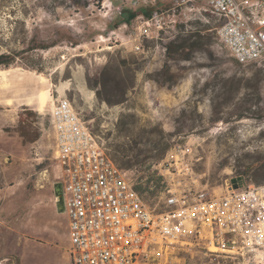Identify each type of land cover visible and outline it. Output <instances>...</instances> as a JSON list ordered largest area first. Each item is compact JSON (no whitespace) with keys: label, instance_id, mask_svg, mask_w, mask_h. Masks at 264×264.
I'll return each mask as SVG.
<instances>
[{"label":"rangeland","instance_id":"374dc122","mask_svg":"<svg viewBox=\"0 0 264 264\" xmlns=\"http://www.w3.org/2000/svg\"><path fill=\"white\" fill-rule=\"evenodd\" d=\"M148 5L171 14L174 0H0V53L49 46L25 51L0 68L12 72L0 79V264H71L69 219L57 212L54 196L60 179L50 112L57 94L72 101L107 146L122 140L116 130L121 113L133 114L137 130L172 133L153 168L160 170L174 147L190 146L185 158L198 188L221 194L238 177L239 186L264 183V169L258 171L264 63L237 64L217 41L212 15L200 2L178 8L173 18L181 26L168 23L157 35L150 26L152 37L143 34V14L114 27L116 7ZM191 31L203 35V49L173 54L185 60L169 57L167 44ZM248 79L250 87L244 85ZM103 98L123 101L109 105ZM244 101L258 103L238 119ZM216 117L222 119L211 121ZM128 175L134 180L137 174Z\"/></svg>","mask_w":264,"mask_h":264},{"label":"built area","instance_id":"2783aa9c","mask_svg":"<svg viewBox=\"0 0 264 264\" xmlns=\"http://www.w3.org/2000/svg\"><path fill=\"white\" fill-rule=\"evenodd\" d=\"M196 2L218 18L216 39L237 63H264V0H174L171 14H150L143 34L176 25L178 8ZM50 125L71 264H264V183L198 188L191 147L177 146L160 164L164 188L146 201L67 96L55 97Z\"/></svg>","mask_w":264,"mask_h":264},{"label":"trees","instance_id":"16d2710c","mask_svg":"<svg viewBox=\"0 0 264 264\" xmlns=\"http://www.w3.org/2000/svg\"><path fill=\"white\" fill-rule=\"evenodd\" d=\"M151 7L154 6H145L144 8H139L136 10H126L123 8L121 14L116 20V26L119 24H129L131 20H133L137 15L143 14L146 17H149L152 10ZM210 13V12H209ZM210 16L213 19V30L219 24L218 18L211 14ZM179 25V24H176ZM180 24L179 26H181ZM216 37V34H215ZM26 39V37H23ZM178 42V43H177ZM22 43L24 41L22 40ZM79 42H76L78 44ZM49 46H34L33 44L27 45L22 49V52H17L18 54L11 53H0V68H8L15 60L18 55L23 54L25 51L34 50L37 48H48ZM203 49V35L194 34L191 32H186L185 35H178L177 38L171 40L166 46V54L169 57H173V59H188L186 56L176 57L174 55H183L186 51H195ZM174 54V55H173ZM236 62V61H235ZM237 63V62H236ZM239 64V63H237ZM33 70H37L41 72L42 70L34 64H27ZM113 77L110 78L109 82L112 81ZM234 79V78H232ZM242 78H237L236 82L240 83ZM249 79L246 80L244 85L246 87H250ZM105 82V81H104ZM237 83H235L237 85ZM235 85V86H236ZM232 86H234L232 84ZM124 93V92H123ZM232 94V93H231ZM109 105L114 103H121L123 100L117 99L115 102H112L108 98H103ZM258 102L253 103L252 101H244V104L240 106L238 112L235 113V116L238 119L245 117L247 115H251L254 111L252 107L257 105ZM196 109V107H195ZM217 109V108H216ZM215 110V108H214ZM182 114L185 111L181 110ZM184 115V114H183ZM193 116V115H192ZM190 116L191 119H194ZM124 118V120H123ZM222 118L216 117L212 118L211 121L217 122ZM134 116L130 113H121L117 124L116 130L118 136L120 137V141L109 144L107 147L108 154L111 159L116 163V165L122 169L127 171H131L136 173L137 175L134 178V188L138 192V194L146 201L154 202L159 195V192L164 188L165 182L162 174L159 172V169L153 168L154 165H157L160 160H162L169 149L170 145L164 140V137L173 135L172 133L163 132L161 129L154 130L145 128L136 129ZM93 131V130H92ZM156 131V132H155ZM179 132V131H177ZM176 132V133H177ZM181 132V131H180ZM97 135L95 132H93ZM98 136V135H97ZM261 164L258 167V171L264 169V156L258 159Z\"/></svg>","mask_w":264,"mask_h":264},{"label":"water","instance_id":"95a60500","mask_svg":"<svg viewBox=\"0 0 264 264\" xmlns=\"http://www.w3.org/2000/svg\"><path fill=\"white\" fill-rule=\"evenodd\" d=\"M239 179L240 177L231 179L232 188L237 187L236 181ZM54 196H55V206H56L57 212L59 213L64 212L62 184L60 181L56 182V185L54 187Z\"/></svg>","mask_w":264,"mask_h":264},{"label":"bare ground","instance_id":"6f19581e","mask_svg":"<svg viewBox=\"0 0 264 264\" xmlns=\"http://www.w3.org/2000/svg\"><path fill=\"white\" fill-rule=\"evenodd\" d=\"M12 77V72L11 71H4L0 70V79H4V77ZM15 76V75H14ZM45 81V79L42 77L39 82L43 83ZM43 104L45 103L44 101L42 102Z\"/></svg>","mask_w":264,"mask_h":264}]
</instances>
